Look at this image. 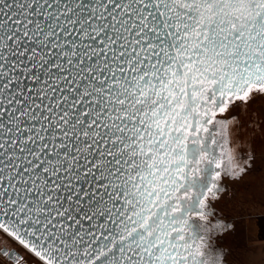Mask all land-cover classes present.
Wrapping results in <instances>:
<instances>
[{
	"label": "snow or ice",
	"instance_id": "1",
	"mask_svg": "<svg viewBox=\"0 0 264 264\" xmlns=\"http://www.w3.org/2000/svg\"><path fill=\"white\" fill-rule=\"evenodd\" d=\"M257 97L264 0H0V264H225Z\"/></svg>",
	"mask_w": 264,
	"mask_h": 264
},
{
	"label": "rangeland",
	"instance_id": "2",
	"mask_svg": "<svg viewBox=\"0 0 264 264\" xmlns=\"http://www.w3.org/2000/svg\"><path fill=\"white\" fill-rule=\"evenodd\" d=\"M238 119L246 125L247 134L241 139L238 130L232 147L247 171L238 181H223L224 198L215 203L214 210L221 217L243 221L245 231L236 239L225 237L218 241L214 236L211 243L214 254L225 264H255L247 250L250 238L264 237V98L250 101L239 111ZM251 121H255V132L251 131Z\"/></svg>",
	"mask_w": 264,
	"mask_h": 264
},
{
	"label": "crops",
	"instance_id": "3",
	"mask_svg": "<svg viewBox=\"0 0 264 264\" xmlns=\"http://www.w3.org/2000/svg\"><path fill=\"white\" fill-rule=\"evenodd\" d=\"M250 247L247 252L250 260L255 264H264V237L250 238Z\"/></svg>",
	"mask_w": 264,
	"mask_h": 264
},
{
	"label": "flooded vegetation",
	"instance_id": "4",
	"mask_svg": "<svg viewBox=\"0 0 264 264\" xmlns=\"http://www.w3.org/2000/svg\"><path fill=\"white\" fill-rule=\"evenodd\" d=\"M0 247L7 248L8 251H10L13 255H21L23 254V251H24L21 247L16 245L14 242H11L8 240H5L4 243L0 245Z\"/></svg>",
	"mask_w": 264,
	"mask_h": 264
},
{
	"label": "water",
	"instance_id": "5",
	"mask_svg": "<svg viewBox=\"0 0 264 264\" xmlns=\"http://www.w3.org/2000/svg\"><path fill=\"white\" fill-rule=\"evenodd\" d=\"M9 2H11V0H9Z\"/></svg>",
	"mask_w": 264,
	"mask_h": 264
}]
</instances>
